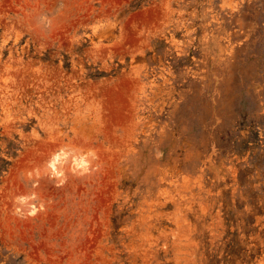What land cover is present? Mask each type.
I'll return each instance as SVG.
<instances>
[{"label": "rangeland", "instance_id": "obj_1", "mask_svg": "<svg viewBox=\"0 0 264 264\" xmlns=\"http://www.w3.org/2000/svg\"><path fill=\"white\" fill-rule=\"evenodd\" d=\"M0 264H264V0H0Z\"/></svg>", "mask_w": 264, "mask_h": 264}]
</instances>
